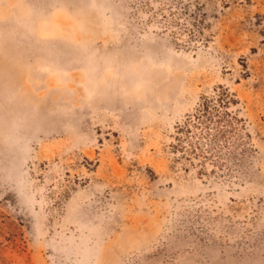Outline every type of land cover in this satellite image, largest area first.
<instances>
[{
    "label": "rangeland",
    "instance_id": "rangeland-1",
    "mask_svg": "<svg viewBox=\"0 0 264 264\" xmlns=\"http://www.w3.org/2000/svg\"><path fill=\"white\" fill-rule=\"evenodd\" d=\"M248 16L264 28V0H0V264H264ZM240 56L252 156L199 196L170 168L169 128Z\"/></svg>",
    "mask_w": 264,
    "mask_h": 264
},
{
    "label": "trees",
    "instance_id": "trees-1",
    "mask_svg": "<svg viewBox=\"0 0 264 264\" xmlns=\"http://www.w3.org/2000/svg\"><path fill=\"white\" fill-rule=\"evenodd\" d=\"M204 16L208 18L207 13ZM254 18L246 17L244 25L264 37L262 23ZM246 59L240 56L238 70L229 72L223 83L199 93L186 116L169 128L166 149L172 159L170 168L177 181L183 177L194 180L199 196L221 192L222 184L231 182L252 156L245 104L233 89L252 77ZM179 173L182 176H177Z\"/></svg>",
    "mask_w": 264,
    "mask_h": 264
}]
</instances>
